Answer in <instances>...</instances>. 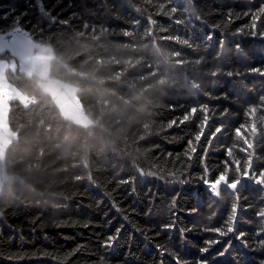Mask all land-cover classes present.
Listing matches in <instances>:
<instances>
[{"label": "trees", "instance_id": "1", "mask_svg": "<svg viewBox=\"0 0 264 264\" xmlns=\"http://www.w3.org/2000/svg\"><path fill=\"white\" fill-rule=\"evenodd\" d=\"M262 4L0 0V36L18 28L50 46L49 78L74 85L95 123L65 119L38 75L8 72L35 102H10L4 167L16 179L0 195V264H261L264 184L243 173L264 168V76L251 71L264 70ZM233 205L234 231H208H227Z\"/></svg>", "mask_w": 264, "mask_h": 264}, {"label": "rangeland", "instance_id": "2", "mask_svg": "<svg viewBox=\"0 0 264 264\" xmlns=\"http://www.w3.org/2000/svg\"><path fill=\"white\" fill-rule=\"evenodd\" d=\"M2 52H6L10 57L0 58V195L5 184L16 179V177L7 174L4 167L7 148L17 138L16 133L12 132L8 126L10 102L24 98L21 91L8 78L9 71H14L17 68L26 75H38L41 89L52 97L55 106L65 119L78 126L87 127L95 124L89 116L85 115L77 101L78 89L74 85L49 78L50 62L55 59L50 46L36 45L27 32L16 28L12 32L0 36V53ZM28 99V102L34 101L33 96ZM253 179L255 180V177ZM212 189V196L216 198L222 188L217 190L214 187Z\"/></svg>", "mask_w": 264, "mask_h": 264}, {"label": "snow or ice", "instance_id": "3", "mask_svg": "<svg viewBox=\"0 0 264 264\" xmlns=\"http://www.w3.org/2000/svg\"><path fill=\"white\" fill-rule=\"evenodd\" d=\"M258 12L261 14V15H264V4L261 5V7L258 9ZM47 15V13H46ZM245 16H249V13H244ZM17 20L21 19L19 16L16 17ZM251 19L253 21H256L258 19H260V16L258 15H251ZM253 28H255V24H253L252 26ZM238 32H241L242 30L241 29H238L237 30ZM212 36L209 35V39H211ZM253 73H259L260 75L264 76V70H261L259 68H254L251 70ZM229 76L232 75V73H228ZM201 111H203L205 113L204 115V118H203V121L199 127V131L197 132V134L195 135L194 139L195 141L199 142L201 140V136L202 134L204 133V125L207 123L209 117L207 115V112H208V109L207 107H203L202 109H200ZM197 112V109L196 108H192L190 113L188 114H185L183 120L180 121V123H184L185 121L189 120L191 118V114ZM176 123V121H171L168 125V127H172L174 124ZM222 131L221 128H216L215 132L212 133V136L215 137L218 133H220ZM236 132L237 134H239V129H236ZM189 150L191 152H196V148L193 146V141L192 140H189ZM205 152H207V149H205ZM231 154V149H227L226 150V156L229 157ZM187 155V153H186ZM225 164H228V161L226 160L225 161ZM205 173L208 172L207 168H205L204 170ZM243 175L245 177H250V176H255V183L257 184H264V168L260 169V172L258 175L255 174L254 172V169H253V166L252 164L250 163L248 165V167L246 168L245 172L243 173ZM129 181H123L122 183H128ZM205 183H207V181H205ZM233 187H235V184L232 185ZM237 209H238V205H233V215L229 216L227 221H226V224H227V231H223L221 228H214V229H208V231H212V232H215V233H218L220 236H226L228 235V233H232L234 231V228H233V223L236 219V216H237ZM256 216L258 218H261V217H264V209H261V211L257 212L256 213ZM171 227V225L169 226ZM262 232H264V229H261ZM121 232V228H117L116 229V234L114 235H111L107 238V240L105 241V245L106 246H111V244L117 240L118 238V235L119 233ZM182 235H183V232H182ZM245 233H239V235L236 237V239H241L242 237H244ZM219 243L218 240H213V241H206V244H217ZM231 247V242H229L228 245L225 246L224 250L223 251H220L219 252V256H225L227 251H228V248ZM200 251L202 253L204 252H208L209 251V248H201ZM102 264V262H101ZM199 264H207L206 261L204 260H201L199 262ZM261 264H264V261H261Z\"/></svg>", "mask_w": 264, "mask_h": 264}, {"label": "water", "instance_id": "4", "mask_svg": "<svg viewBox=\"0 0 264 264\" xmlns=\"http://www.w3.org/2000/svg\"><path fill=\"white\" fill-rule=\"evenodd\" d=\"M245 178L241 179L237 184H235V187H233L232 185H226V184H222V183H218L216 185V189L219 190L220 188H222L221 190H228V191H236L243 183H244ZM210 192L213 193V189H210ZM219 196V194H218ZM218 196L216 198H218Z\"/></svg>", "mask_w": 264, "mask_h": 264}, {"label": "clouds", "instance_id": "5", "mask_svg": "<svg viewBox=\"0 0 264 264\" xmlns=\"http://www.w3.org/2000/svg\"><path fill=\"white\" fill-rule=\"evenodd\" d=\"M244 181H245V180H244ZM237 183H238V182H237ZM237 183H236V184H237ZM230 185H232V184H230Z\"/></svg>", "mask_w": 264, "mask_h": 264}, {"label": "crops", "instance_id": "6", "mask_svg": "<svg viewBox=\"0 0 264 264\" xmlns=\"http://www.w3.org/2000/svg\"><path fill=\"white\" fill-rule=\"evenodd\" d=\"M74 109V108H73ZM74 111H75V109H74ZM76 112V111H75ZM77 113V112H76Z\"/></svg>", "mask_w": 264, "mask_h": 264}]
</instances>
